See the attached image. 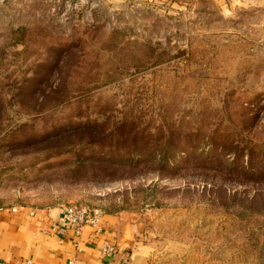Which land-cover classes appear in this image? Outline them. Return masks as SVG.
Listing matches in <instances>:
<instances>
[{
	"label": "rangeland",
	"instance_id": "374dc122",
	"mask_svg": "<svg viewBox=\"0 0 264 264\" xmlns=\"http://www.w3.org/2000/svg\"><path fill=\"white\" fill-rule=\"evenodd\" d=\"M75 4L0 0V207L139 224L123 264H264V1Z\"/></svg>",
	"mask_w": 264,
	"mask_h": 264
},
{
	"label": "crops",
	"instance_id": "0c3cea01",
	"mask_svg": "<svg viewBox=\"0 0 264 264\" xmlns=\"http://www.w3.org/2000/svg\"><path fill=\"white\" fill-rule=\"evenodd\" d=\"M61 219L56 209L34 216L29 207L0 211V264H123L141 233V225L107 215L101 234L90 227L60 234L53 225ZM105 241L115 246L113 254L104 252Z\"/></svg>",
	"mask_w": 264,
	"mask_h": 264
},
{
	"label": "built area",
	"instance_id": "2783aa9c",
	"mask_svg": "<svg viewBox=\"0 0 264 264\" xmlns=\"http://www.w3.org/2000/svg\"><path fill=\"white\" fill-rule=\"evenodd\" d=\"M90 0H76L75 8H80ZM23 207H12L8 209H0V211L18 212ZM61 215L62 219L60 223L53 225L54 230L62 234L65 230H72L77 235H81L85 228L90 227L96 233H103L104 230V218L105 213L96 207L89 205L71 203L68 205H62L57 210ZM47 212L45 210H37L31 208V215H37L39 213ZM104 252L109 255L115 252V246L109 241L104 242Z\"/></svg>",
	"mask_w": 264,
	"mask_h": 264
},
{
	"label": "trees",
	"instance_id": "16d2710c",
	"mask_svg": "<svg viewBox=\"0 0 264 264\" xmlns=\"http://www.w3.org/2000/svg\"><path fill=\"white\" fill-rule=\"evenodd\" d=\"M163 162H165V164H163V165L166 166V168H169L167 166H170V159L166 158L163 160ZM175 169H176V167L172 168V170H175ZM0 209H3V208L0 207Z\"/></svg>",
	"mask_w": 264,
	"mask_h": 264
}]
</instances>
